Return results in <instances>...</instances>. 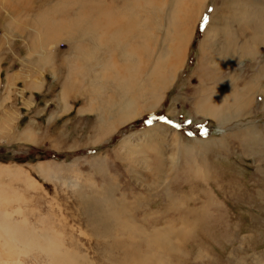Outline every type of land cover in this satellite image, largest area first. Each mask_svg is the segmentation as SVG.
<instances>
[{"label": "rangeland", "instance_id": "374dc122", "mask_svg": "<svg viewBox=\"0 0 264 264\" xmlns=\"http://www.w3.org/2000/svg\"><path fill=\"white\" fill-rule=\"evenodd\" d=\"M263 39L264 0H0V264H264Z\"/></svg>", "mask_w": 264, "mask_h": 264}, {"label": "bare ground", "instance_id": "6f19581e", "mask_svg": "<svg viewBox=\"0 0 264 264\" xmlns=\"http://www.w3.org/2000/svg\"><path fill=\"white\" fill-rule=\"evenodd\" d=\"M146 1H147V0H146ZM123 3H124V2H123ZM123 3H122V4H123ZM94 4H95L94 1H91V4H85V3L83 2V3H82V6H81V9H82V10H86V11H91V10L93 9V7H94ZM126 4H128V3H126ZM124 6H125V5H123V7H124ZM112 7H113V4H112ZM123 7H122V8H123ZM148 7H149V6H148ZM122 8H121V9H122ZM238 9H239V8H238ZM125 10H126V9H125ZM123 12L126 13V11H123ZM112 16H113V15H112ZM129 17H130V14H129ZM124 18L127 19L126 16H125ZM124 18H123V19H124ZM262 19H263V18H262ZM62 21H63V20H62ZM113 21H114V20H113ZM116 22H117V21L115 20V23H116ZM120 22H121V21H120ZM122 22H123V21H122ZM127 22H128V20H127ZM58 23H59V22H58ZM118 23H119V22H118ZM124 23H125V22H124ZM116 24H117V23H116ZM130 24H131V23H130ZM132 24H133V23H132ZM60 25H61V24H60ZM128 25H129V24H128ZM125 26H126V25H125ZM262 26H263V25H262ZM123 27H124V25H123ZM114 28H115V26H114ZM125 28H126V27H125ZM125 28H124V29H125ZM129 28H130V25H129ZM261 28H262V27H261ZM115 29H116V28H115ZM124 29L120 28V31L123 32ZM127 29H128V28H127ZM127 29H126V30H127ZM130 33H131V30H130ZM128 34H129V33H128ZM133 36H134V35H133ZM255 39H256V38H255ZM118 40H121V39L119 38ZM124 40H125V39H124ZM263 40H264V39H263ZM120 42H121V41H120ZM256 42H257V41H256ZM124 43H125V42H124ZM126 43H127V42H126ZM128 43H129V44H128L127 46H129V45L132 46V43H131V42H128ZM122 44H123V43H122ZM119 45H120V44H119ZM119 45H118V46H119ZM131 46H129V47L132 49ZM129 47H128V48H129ZM114 49H115V48H114ZM121 49H122V51H123V48H121ZM121 49H120V50H121ZM131 49H130V50H131ZM128 51H129V50H128ZM112 52H114V51H112ZM124 52L127 53L126 51H124ZM129 52H130V51H129ZM132 52H133V51H132ZM132 52H131V53H132ZM125 53H124V54H125ZM124 54H122V55H124ZM122 55H121V56H122ZM131 55H132V54H131ZM125 57H126V56H125ZM129 58H130V57H129ZM114 65H115V64H114ZM116 65H117V64H116ZM118 67H119V66H118ZM118 67H117V69H118ZM113 68H114V67H113ZM120 68H121V67H120ZM122 68H123V67H122ZM121 70H122V69H121ZM122 71H123V70H122ZM117 74H118V73H117ZM119 74H120V73H119ZM117 76H118V75H117ZM130 260H131V259H130Z\"/></svg>", "mask_w": 264, "mask_h": 264}, {"label": "trees", "instance_id": "16d2710c", "mask_svg": "<svg viewBox=\"0 0 264 264\" xmlns=\"http://www.w3.org/2000/svg\"><path fill=\"white\" fill-rule=\"evenodd\" d=\"M29 158L31 159V158H32V156H29Z\"/></svg>", "mask_w": 264, "mask_h": 264}]
</instances>
